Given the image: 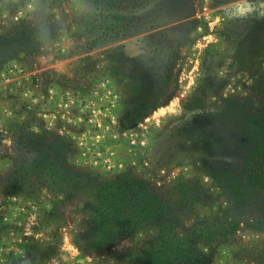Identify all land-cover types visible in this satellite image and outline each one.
I'll use <instances>...</instances> for the list:
<instances>
[{
  "label": "rangeland",
  "instance_id": "374dc122",
  "mask_svg": "<svg viewBox=\"0 0 264 264\" xmlns=\"http://www.w3.org/2000/svg\"><path fill=\"white\" fill-rule=\"evenodd\" d=\"M262 96L264 0H0V264H114L76 243L91 202L64 190L65 166L219 193L203 147L221 141L216 110ZM259 252L264 227L241 223L211 264Z\"/></svg>",
  "mask_w": 264,
  "mask_h": 264
},
{
  "label": "trees",
  "instance_id": "16d2710c",
  "mask_svg": "<svg viewBox=\"0 0 264 264\" xmlns=\"http://www.w3.org/2000/svg\"><path fill=\"white\" fill-rule=\"evenodd\" d=\"M223 103L214 120L221 125L216 130L221 141L213 136L207 148L203 146L212 152L205 171L219 193L195 178H179L171 199L131 171L101 178L69 166L64 173L55 161L64 190L84 192L91 202L87 229L77 234L76 243L107 251L99 258L102 263L211 264L213 251L230 240L241 223L264 227V96L258 104H249L250 110L245 108L248 102L234 98ZM227 124L232 128L229 135L221 132ZM145 230L148 237L136 238ZM126 238L130 246L113 249ZM259 253L255 260L264 264Z\"/></svg>",
  "mask_w": 264,
  "mask_h": 264
},
{
  "label": "water",
  "instance_id": "95a60500",
  "mask_svg": "<svg viewBox=\"0 0 264 264\" xmlns=\"http://www.w3.org/2000/svg\"><path fill=\"white\" fill-rule=\"evenodd\" d=\"M139 51H130V54L134 55L137 54Z\"/></svg>",
  "mask_w": 264,
  "mask_h": 264
}]
</instances>
